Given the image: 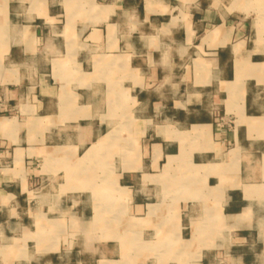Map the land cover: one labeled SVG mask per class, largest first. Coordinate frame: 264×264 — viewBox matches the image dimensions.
Listing matches in <instances>:
<instances>
[{"label":"crops","instance_id":"crops-1","mask_svg":"<svg viewBox=\"0 0 264 264\" xmlns=\"http://www.w3.org/2000/svg\"><path fill=\"white\" fill-rule=\"evenodd\" d=\"M127 263L264 264V0H0V264Z\"/></svg>","mask_w":264,"mask_h":264},{"label":"bare ground","instance_id":"bare-ground-1","mask_svg":"<svg viewBox=\"0 0 264 264\" xmlns=\"http://www.w3.org/2000/svg\"><path fill=\"white\" fill-rule=\"evenodd\" d=\"M246 134V133H245ZM98 151H100V148H98V147H95L94 149H92V151H91V155H96V153H98ZM238 220H239V218H238ZM226 224V223H225Z\"/></svg>","mask_w":264,"mask_h":264},{"label":"rangeland","instance_id":"rangeland-1","mask_svg":"<svg viewBox=\"0 0 264 264\" xmlns=\"http://www.w3.org/2000/svg\"><path fill=\"white\" fill-rule=\"evenodd\" d=\"M99 152V151H98ZM128 264V263H127Z\"/></svg>","mask_w":264,"mask_h":264}]
</instances>
